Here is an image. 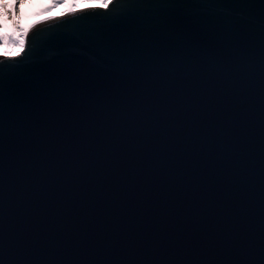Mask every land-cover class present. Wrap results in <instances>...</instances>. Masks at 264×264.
<instances>
[{
	"label": "snow or ice",
	"instance_id": "6c2138e0",
	"mask_svg": "<svg viewBox=\"0 0 264 264\" xmlns=\"http://www.w3.org/2000/svg\"><path fill=\"white\" fill-rule=\"evenodd\" d=\"M75 6L0 58V264H264V0Z\"/></svg>",
	"mask_w": 264,
	"mask_h": 264
},
{
	"label": "clouds",
	"instance_id": "9594fccd",
	"mask_svg": "<svg viewBox=\"0 0 264 264\" xmlns=\"http://www.w3.org/2000/svg\"><path fill=\"white\" fill-rule=\"evenodd\" d=\"M56 0H28L25 3L24 9V23L22 25H17L12 28L11 36L12 40L6 41L7 47H3L5 44L4 40H0V58H14L19 56L25 47V38L29 32V29L33 27L35 21L31 20V16L38 15L36 10L39 9V12H49V9L55 7ZM62 11H72L78 10L75 6V0H72L71 3L68 0H65V3L61 6ZM12 12L13 23L17 21V14L12 11V3H0V17H3L5 14ZM54 14V13H53Z\"/></svg>",
	"mask_w": 264,
	"mask_h": 264
},
{
	"label": "rangeland",
	"instance_id": "374dc122",
	"mask_svg": "<svg viewBox=\"0 0 264 264\" xmlns=\"http://www.w3.org/2000/svg\"><path fill=\"white\" fill-rule=\"evenodd\" d=\"M101 2V4L105 3V0H93V2ZM12 3V11L15 12L17 14V20H18V25H22L24 23V9H25V0H0V3ZM79 2V0H77V3ZM79 8V7H78ZM77 8V9H78ZM62 11L61 7L58 8H53L51 11L49 12H39V9L36 10V12H38V15H34L31 16V20L35 21L34 25L39 24L41 21L48 19L50 16L59 13ZM54 13V14H53ZM10 19H8L7 21H5V23L8 25L7 27H0V40L3 39V36L5 33H8V40L11 41L12 40V36H11V30H12V12L8 13ZM2 18V17H0ZM3 47H7V45H3Z\"/></svg>",
	"mask_w": 264,
	"mask_h": 264
},
{
	"label": "water",
	"instance_id": "95a60500",
	"mask_svg": "<svg viewBox=\"0 0 264 264\" xmlns=\"http://www.w3.org/2000/svg\"><path fill=\"white\" fill-rule=\"evenodd\" d=\"M100 6H102V5H100ZM83 10H84V9H79V10H76V11H77V13H79V12H81V11H83ZM41 27H42L41 23H39V24H37V25H34L33 28L29 29L28 34L31 33V32H34L35 30H37V29H39V28H41ZM28 34H27L26 38L28 37Z\"/></svg>",
	"mask_w": 264,
	"mask_h": 264
},
{
	"label": "bare ground",
	"instance_id": "6f19581e",
	"mask_svg": "<svg viewBox=\"0 0 264 264\" xmlns=\"http://www.w3.org/2000/svg\"><path fill=\"white\" fill-rule=\"evenodd\" d=\"M93 3L100 5L98 2H93ZM79 9H83V8L82 7H79Z\"/></svg>",
	"mask_w": 264,
	"mask_h": 264
}]
</instances>
